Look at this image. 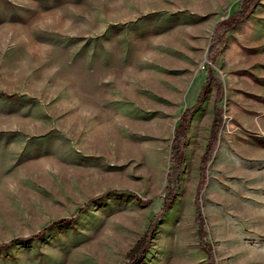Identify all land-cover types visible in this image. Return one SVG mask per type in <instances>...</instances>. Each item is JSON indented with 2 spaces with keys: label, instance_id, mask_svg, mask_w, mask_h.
I'll return each mask as SVG.
<instances>
[{
  "label": "rangeland",
  "instance_id": "rangeland-1",
  "mask_svg": "<svg viewBox=\"0 0 264 264\" xmlns=\"http://www.w3.org/2000/svg\"><path fill=\"white\" fill-rule=\"evenodd\" d=\"M180 136L137 264H264V0H0V264H123Z\"/></svg>",
  "mask_w": 264,
  "mask_h": 264
},
{
  "label": "trees",
  "instance_id": "trees-1",
  "mask_svg": "<svg viewBox=\"0 0 264 264\" xmlns=\"http://www.w3.org/2000/svg\"><path fill=\"white\" fill-rule=\"evenodd\" d=\"M255 1L257 0H254V2ZM218 45L225 46V37L222 39L219 38V36L214 37L211 45L212 49L214 50L215 48H217ZM220 116L221 115H217L216 117V122L218 124L220 123ZM187 120L189 121V119ZM219 126L220 125H217V127ZM181 139L182 138L180 136L172 145L171 156H170V168L167 178V184H168L167 195L164 199V205L162 209L151 219L146 229L144 237L130 251L123 264H137L138 261L145 256L150 246V243L154 237L157 226L163 220V217L165 216L167 210L171 207V205L174 202L179 187L180 176L182 173V155H181L182 140ZM196 209H197L196 218H197V225L199 228L200 243L203 249L207 252L209 264H215L212 246L207 241L208 234L205 229L204 218L201 213V206L199 202H197Z\"/></svg>",
  "mask_w": 264,
  "mask_h": 264
}]
</instances>
